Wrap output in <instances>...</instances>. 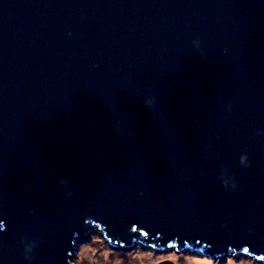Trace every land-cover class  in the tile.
Listing matches in <instances>:
<instances>
[{"label":"water","instance_id":"water-1","mask_svg":"<svg viewBox=\"0 0 264 264\" xmlns=\"http://www.w3.org/2000/svg\"><path fill=\"white\" fill-rule=\"evenodd\" d=\"M96 229L264 259V0H0V264Z\"/></svg>","mask_w":264,"mask_h":264},{"label":"rangeland","instance_id":"rangeland-1","mask_svg":"<svg viewBox=\"0 0 264 264\" xmlns=\"http://www.w3.org/2000/svg\"><path fill=\"white\" fill-rule=\"evenodd\" d=\"M112 245L101 229L95 236L80 242L75 264H157L170 260L174 264H264V259L250 254L216 257L175 247L156 248L144 243Z\"/></svg>","mask_w":264,"mask_h":264},{"label":"clouds","instance_id":"clouds-1","mask_svg":"<svg viewBox=\"0 0 264 264\" xmlns=\"http://www.w3.org/2000/svg\"><path fill=\"white\" fill-rule=\"evenodd\" d=\"M146 103H150V101H146ZM243 157L241 158V160L243 161ZM28 251H31V247L28 248ZM25 258L26 259H32V257L28 256L27 252L25 253Z\"/></svg>","mask_w":264,"mask_h":264}]
</instances>
